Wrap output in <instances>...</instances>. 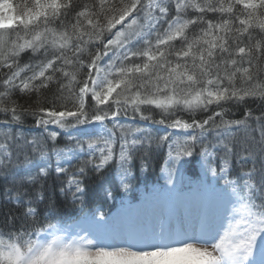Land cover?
Segmentation results:
<instances>
[{
	"label": "snow or ice",
	"instance_id": "snow-or-ice-1",
	"mask_svg": "<svg viewBox=\"0 0 264 264\" xmlns=\"http://www.w3.org/2000/svg\"><path fill=\"white\" fill-rule=\"evenodd\" d=\"M24 9L0 0V179L4 202L19 210L0 221V264H264V111L248 106L264 104V0H32ZM29 53L39 59L22 63ZM17 93L36 99L25 107ZM25 116L41 135L16 127ZM124 118L177 130L158 137L171 141L169 192L196 156L212 178L186 226L122 232L104 213L84 212L90 172L102 178L117 164L121 184L104 189L114 200L133 188L141 150L147 171L151 135ZM88 125L100 128L81 132ZM62 134L74 148L56 146ZM52 172L67 176L59 192L71 193L79 220L53 211L54 194L45 193Z\"/></svg>",
	"mask_w": 264,
	"mask_h": 264
},
{
	"label": "trees",
	"instance_id": "trees-1",
	"mask_svg": "<svg viewBox=\"0 0 264 264\" xmlns=\"http://www.w3.org/2000/svg\"><path fill=\"white\" fill-rule=\"evenodd\" d=\"M81 3H91L92 0H80ZM13 3H16L17 8L23 12L25 5H31L32 0H13ZM239 11V9H237ZM198 27L193 28L189 30V36L191 38L192 35L198 34ZM254 35H259L258 30L254 31ZM177 47H180L179 42L176 44ZM30 59L33 61L35 59H39V57H32L31 54H26L22 57V63L28 62ZM264 66V65H262ZM261 80H264V73L260 76ZM50 95V94H49ZM14 100H16L20 105H23L25 107L28 106V104L33 103L36 99L35 95H33L31 98L28 96H20L18 93L15 94L12 97ZM46 106V105H45ZM248 106L253 108L257 113L260 111H264V104H262L259 100H250L248 103ZM93 110L92 102H89V111ZM236 109H234L235 111ZM153 115L155 119H160L159 111L155 110L153 112ZM179 115H182L185 119H188V115L186 113H179ZM201 116H198L197 118H201ZM3 117L0 116V120H2ZM123 123L126 124H133L134 127H141L145 128L147 130V133L144 135H147L150 133L152 141H151V148L147 150V171L144 173L140 172V160L139 157L141 155H145V151L141 150L137 152L136 156L137 159L134 162V174L135 179L131 181L133 184V188L129 192H123V191H115V199L114 200H105L104 199V189L106 187H111L113 190H116L119 185L121 184L122 177L119 175L118 167L115 162H112L110 166H108L104 173L103 177L95 175L94 173H89V179L86 181L87 187H88V194L85 196L86 206L84 209L85 213H95L97 217H99L100 213L105 214V218L108 220V223L112 220V214L115 210H117L120 206V204L124 203V199L126 197L131 198L133 201L140 199L142 194L154 189L155 187L163 188L166 185V170L168 168V160H169V143L168 142H160L158 140L159 136H162L165 134V132H175L177 130L172 129H165L164 126L154 124L151 121L143 122L139 121L137 118V121L134 123L129 118H124L122 120ZM104 125L107 129H112L113 125L109 121H105ZM19 128H22L25 135L31 139L32 136H39L42 133V129H39L35 126V118L32 116H25L23 120V124L20 126H16ZM92 125L88 126H82L81 129H88L91 128ZM15 131V128L13 129ZM75 132H72L73 135H77L78 132L76 130H73ZM119 135V133H117ZM137 136H141V133H136ZM180 139H183V136H180ZM49 145V148L52 146V142H47ZM56 146L59 148H65V147H75L74 142L69 141L67 139L66 135H61L58 140L55 142ZM175 147V145H174ZM118 150V145H117ZM210 150L211 147H210ZM30 158L35 161L38 159V154L29 153ZM173 155L175 153L173 152ZM86 159L85 156H80L78 159L72 160V166L69 168V174L71 172L75 171L76 168L80 165V163ZM199 157L196 156L194 158H191L190 163L185 164L184 170L182 175H180V182L179 184L181 187L179 189L184 190L191 187H196L197 189L201 190L204 187V183H208L209 180L212 178L210 176L207 177L206 180L203 178V171L200 168L199 164ZM52 163L53 166L55 165V156L52 157ZM216 164H219V157H217ZM67 167V165H65ZM232 171L231 175L235 176L239 172V168L236 165L235 159L232 161ZM32 172L38 171L36 168L30 169ZM25 168L23 167V158H21V166L19 168L20 175H24ZM193 172L196 173V175H193ZM67 176H62L59 179L56 177L55 172L51 173L50 178L46 182V188L45 193L46 195H52L54 194L55 199V207L53 211H55L59 216L64 218V222L66 223H72L73 221L80 219V209L79 205H73L71 201V193H68L66 196H63L59 192V188L61 186L62 181H66ZM190 182L192 184L186 185V182ZM213 184H215V181H212ZM6 181L3 179H0V221L3 220L4 213L8 210H11L18 214V209H15L12 204L5 203L3 199V191H4V185ZM222 183V182H221ZM41 210L47 209L49 207V204L47 201H45L44 204L41 206ZM55 222V221H54Z\"/></svg>",
	"mask_w": 264,
	"mask_h": 264
},
{
	"label": "rangeland",
	"instance_id": "rangeland-1",
	"mask_svg": "<svg viewBox=\"0 0 264 264\" xmlns=\"http://www.w3.org/2000/svg\"><path fill=\"white\" fill-rule=\"evenodd\" d=\"M16 5V3H14ZM17 13H22L17 8ZM100 126L97 125L96 129L93 127L88 129H81L82 131H94L99 130ZM75 132V131H72ZM203 174L204 180L207 177ZM180 175L175 180V188L169 192L168 189L171 185H165L163 191H157L156 188L152 189L147 195L141 196L142 200L137 203H132V215L128 216V207H124L121 214L124 216H116V221L112 224L115 229L122 232H130L136 230H148L159 231L162 226H166L169 223L179 225L181 221L185 226L194 220L195 210L200 206L202 199V191L196 187L187 188L185 191H181L179 188L181 185ZM192 184L186 182V185ZM206 183H204V186ZM127 203L132 200L125 199ZM109 226V228H112Z\"/></svg>",
	"mask_w": 264,
	"mask_h": 264
}]
</instances>
